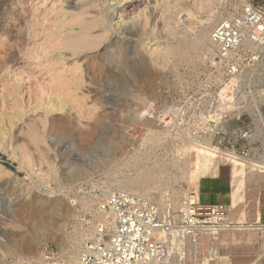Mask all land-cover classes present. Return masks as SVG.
Here are the masks:
<instances>
[{
  "label": "rangeland",
  "instance_id": "374dc122",
  "mask_svg": "<svg viewBox=\"0 0 264 264\" xmlns=\"http://www.w3.org/2000/svg\"><path fill=\"white\" fill-rule=\"evenodd\" d=\"M54 1L47 0L43 9L39 0H0V264H68V249L63 250L67 238L81 231L82 242L75 244L80 251L99 219L95 197L107 190H122L124 185L127 188L144 172L153 175L147 196L162 205L181 203L188 193L200 197V182L205 177H226L232 187L254 181L249 184L258 187L243 161L202 147L207 140L223 150L230 147L241 121L252 124L247 111L237 116L239 110L253 103L264 89L263 50L238 51L220 64L208 49L212 29L240 19L245 0H204L205 4L203 0L200 4V0H143L117 9L120 0ZM251 1L264 12V0ZM25 4L31 10H24ZM119 12L124 13V21L129 20L120 21ZM58 16L65 18L72 38L83 31L91 36L98 33L96 45L78 50L61 45L59 39L67 37L57 27L53 29ZM74 16L80 21L72 23ZM166 24L173 30H167ZM47 34L53 35V47L42 43ZM149 37L158 43L140 48L139 42ZM152 46L168 52L161 54ZM58 53L67 57L66 71L78 67V76L84 78L82 87L67 88L70 93L63 96L80 93L76 97L85 101L79 99L84 104H78L77 109L83 107L80 112L70 101L63 110L48 111L46 107L58 104L60 98L57 103L50 88L45 89L49 94L38 90V83L28 74L34 66L39 67L37 73L56 67ZM18 67L22 69L17 71ZM11 113L22 117L14 126L8 120ZM31 132L39 134L40 140L36 142ZM21 145L27 150H21ZM185 163L183 178L180 172ZM127 190L144 193L140 187ZM217 236L218 241L209 238L214 247H207L210 255H204L200 264H264V231L231 229ZM213 248L219 259L211 255Z\"/></svg>",
  "mask_w": 264,
  "mask_h": 264
},
{
  "label": "built area",
  "instance_id": "2783aa9c",
  "mask_svg": "<svg viewBox=\"0 0 264 264\" xmlns=\"http://www.w3.org/2000/svg\"><path fill=\"white\" fill-rule=\"evenodd\" d=\"M252 5L258 15L245 6L240 19L221 22L215 29L212 38L221 45L215 63L254 50L251 43H264V12ZM241 122L234 143L225 150L255 162L253 171L264 175V134L253 119L252 124ZM195 194L184 197L178 207L122 190L102 192L95 197L101 198L95 211L99 219L80 247V264H200L210 255L207 247H214L212 228L229 211L223 204H203Z\"/></svg>",
  "mask_w": 264,
  "mask_h": 264
},
{
  "label": "bare ground",
  "instance_id": "6f19581e",
  "mask_svg": "<svg viewBox=\"0 0 264 264\" xmlns=\"http://www.w3.org/2000/svg\"><path fill=\"white\" fill-rule=\"evenodd\" d=\"M30 2L32 1V0H29ZM34 1V0H33ZM43 1V2H42ZM54 1V0H53ZM58 1V0H57ZM77 1V0H76ZM76 1H75V3H76ZM79 1V0H78ZM157 1V0H156ZM162 1V0H161ZM166 1H168V0H166ZM199 1V0H198ZM204 1V0H203ZM207 1V0H206ZM28 2V1H27ZM26 2V3H27ZM29 2V3H30ZM55 2V1H54ZM80 2V1H79ZM120 2H121V4H117V6H116V8L115 9H117L118 7H122V5H124L125 3H128V4H131V3H135V2H137V3H139V2H143V0H120ZM157 2H159V1H157ZM156 2V3H157ZM245 3V5H246V7H247V10H249V11H251V10H253L254 12L253 13H255L256 15H258V12L253 8V5H252V3L249 1V0H245L244 1ZM47 3V0H39V4H40V7H42L43 9L46 7L45 6V4ZM111 3V2H110ZM114 3V2H113ZM116 3V2H115ZM201 3V0H200V2H199V4ZM205 3H207V2H205L204 1V4ZM33 4V3H32ZM37 4H38V2H37ZM50 4H52V3H50ZM136 4V3H135ZM140 4V3H139ZM167 4V3H166ZM171 4V3H170ZM169 4V5H170ZM197 5V6H199L200 8L199 9H201V7L202 6H200V5ZM16 5V4H15ZM35 5V4H34ZM53 5H55L54 3H53ZM115 5V4H114ZM152 5H153V7H154V4L152 3ZM162 4H160V6H161ZM30 5H26L25 4V6H23V9L24 10H27L28 11V9L29 10H31V7H29ZM157 6V5H156ZM158 6H159V4H158ZM162 6H164V5H162ZM162 6H161V8H162ZM176 6H178V5H176ZM38 7V6H37ZM48 7V6H47ZM68 7V6H67ZM134 7V6H133ZM60 8V7H59ZM135 8V7H134ZM138 8V7H137ZM150 8H151V6H150ZM155 8H158V7H155ZM205 8H206V5H205ZM58 9V8H57ZM127 9V8H126ZM130 9V8H129ZM132 9V8H131ZM174 9V8H173ZM38 10H39V8H38ZM65 10V9H64ZM128 10V9H127ZM139 10V9H138ZM26 11V12H27ZM45 11V10H44ZM62 11V10H61ZM79 11H81V10H79ZM120 11V10H119ZM129 11V10H128ZM189 11V10H188ZM188 11H186V13L188 12ZM31 12V11H30ZM29 12V13H30ZM34 12V11H33ZM40 12V11H39ZM118 12V11H117ZM137 12H139V11H137ZM29 13H27L28 15H29ZM60 13H62V12H60ZM90 13V12H89ZM89 13H87V14H89ZM95 13V12H94ZM120 13V12H119ZM125 13H127V12H125ZM131 13H132V11H131ZM171 13V12H170ZM23 14H25V12L23 13ZM31 14V13H30ZM33 14V13H32ZM39 14V13H38ZM40 14H42V15H44L43 14V12L42 13H40ZM47 14V13H46ZM50 14V13H49ZM57 14V13H56ZM63 14V13H62ZM64 14H67V13H65L64 12ZM117 14V13H116ZM115 14V15H116ZM161 14V13H160ZM188 14V13H187ZM190 14H191V11H190ZM34 15V14H33ZM84 15V14H83ZM91 15V14H90ZM93 15V14H92ZM95 15V14H94ZM93 15V16H94ZM133 15V14H132ZM135 15H137V14H135ZM45 16H47V15H45ZM50 16V15H49ZM53 16V15H52ZM55 16V15H54ZM63 16V15H62ZM99 16V15H98ZM117 16V15H116ZM127 16H129V15H127ZM158 16V15H157ZM56 17H57V15H56ZM55 17V18H56ZM59 18L57 19V21H55V23H56V26H54L53 27V29H55L56 30V27H57V29H59L57 32H59L60 34H61V36H63V37H67V38H64V39H59V42H60V44L61 45H63V46H68V47H71V48H74V49H81V48H83V49H85V47H90V46H92L93 44L94 45H96L94 42H95V40H98V33H96L97 34V36L95 35V36H91L90 34H89V32H86V31H83V33L81 34V35H79L77 38H72V35H70L68 32H67V30H66V25L64 24L66 21H65V18L64 17H62L61 18V16H58ZM66 17V16H65ZM75 17V16H74ZM73 17V18H74ZM78 17L81 19V16H79L78 15ZM78 17H75L73 20H72V23H76V22H79L80 21V19L78 18ZM118 17H119V20L121 21V19H123V22H125V21H127V20H129V17L127 18V20H126V18H125V21H124V17H125V15H124V13H120V14H118ZM145 17V16H144ZM164 17V16H163ZM26 18V17H25ZM30 18H33L32 16H30ZM30 18H28V19H30ZM49 18V17H48ZM53 18V17H52ZM51 18V19H52ZM55 18H53V19H55ZM61 18V19H60ZM134 18V17H133ZM28 19H26V20H28ZM44 19H45V17H44ZM51 19H49V20H51ZM84 19H87V18H84ZM83 19V20H84ZM162 19V18H161ZM160 19V20H161ZM181 19V18H180ZM183 19V18H182ZM30 20H32V19H30ZM47 20V19H46ZM56 20V19H55ZM79 20V21H78ZM117 20V19H116ZM142 20V19H141ZM144 20V19H143ZM36 21V20H35ZM38 21V20H37ZM37 21H36V23H37ZM41 21H42V18H41ZM68 21V20H67ZM71 21V20H70ZM145 21H147V20H145ZM27 22V21H26ZM30 22V21H29ZM29 22H28V24H29ZM47 22V21H46ZM82 22V21H81ZM137 22V21H136ZM43 23H44V20H43ZM42 23V24H43ZM54 23V24H55ZM118 23H120L119 21H118ZM146 23H148V22H146ZM16 24H18V21H17V23ZM25 24V23H24ZM48 24V23H47ZM47 24H45V26L47 25ZM112 24V23H111ZM145 24V23H144ZM19 25H20V23H19ZM18 25V26H19ZM26 25V24H25ZM25 25H24V27H25ZM91 25V24H90ZM116 25V24H115ZM146 25V24H145ZM219 25V24H218ZM218 25H216V27H214L213 29H212V32L210 33V35H209V38H208V49L209 50H211V52H212V55L213 56H215V55H217V57H219V56H221V55H219V53H220V51L218 50L220 47H221V45L214 39L213 40V33H214V31H215V29L218 27ZM27 26V25H26ZM51 26V25H50ZM50 26H48V28L50 27ZM23 27V28H24ZM28 27V26H27ZM32 27V26H31ZM47 27V26H46ZM92 27H94V26H92ZM91 27V28H92ZM97 27V26H96ZM26 28V27H25ZM24 28V29H25ZM51 28H52V26H51ZM165 28L167 29V30H169V31H172L173 30V28H172V26H170V25H168V24H166L165 25ZM264 28V27H263ZM24 29H23V31H24ZM28 29V28H27ZM26 29V30H27ZM30 29H32V28H30ZM42 29V28H41ZM44 29V28H43ZM43 29H42V31H43ZM25 30V31H26ZM33 30V29H32ZM50 30V29H49ZM92 30H94V29H92ZM102 30V29H101ZM28 31V30H27ZM48 31V30H47ZM69 31V30H68ZM106 31H107V29H106ZM176 31V30H175ZM22 32V31H21ZM52 32V31H51ZM98 32V31H97ZM154 32V31H153ZM256 32V31H255ZM25 33H27V32H25ZM45 33V32H44ZM71 33V32H70ZM101 33V32H100ZM103 33H104V31H103ZM103 33H101L102 35H103ZM257 34H259V35H261L260 34V32L259 31H257L256 32ZM46 34V33H45ZM54 34H56V33H54ZM94 34H95V32H94ZM93 34V35H94ZM100 34V35H101ZM28 35V34H27ZM36 36V35H35ZM68 36H71V38L69 39L68 38ZM153 36V35H152ZM23 37H25V36H23ZM37 37V36H36ZM144 37V36H143ZM35 38V37H34ZM43 38H45V37H43ZM55 38H57L56 36H55ZM100 39V38H99ZM104 39V38H103ZM107 39V38H106ZM24 40V39H23ZM54 40V38H53V35H51V34H47V37L42 41V39H41V41H42V43L43 42H45V41H47L48 42V44H50L51 43V46L53 47V45H52V41ZM105 40V39H104ZM20 41V40H19ZM27 41V40H26ZM30 41H31V39H30ZM34 41V40H33ZM182 41V40H181ZM37 42V41H36ZM54 42H55V40H54ZM58 42V43H59ZM185 42V41H184ZM41 43V42H40ZM157 44L158 43V41L155 39V38H151L150 39V37L149 38H147V39H144V40H142V41H140L139 42V47L140 48H144V47H148L149 45H152V44ZM206 44H207V41L205 42ZM33 44V43H32ZM32 44H30V45H32ZM37 44V43H36ZM39 44V43H38ZM105 44V43H104ZM185 44V43H184ZM21 45V44H20ZM23 45V44H22ZM25 45H27V44H25ZM54 45H56V44H54ZM159 45V44H158ZM162 45V44H161ZM180 45H181V43H180ZM187 45V44H186ZM250 45H252V48L254 49V50H256V51H259V50H263L264 51V43H259V44H253V43H251ZM23 47H24V45H23ZM61 47V46H60ZM102 47V46H101ZM153 48H154V46H152ZM176 47V46H175ZM185 47V46H184ZM18 48H20V47H18ZM22 48V47H21ZM160 48V47H159ZM182 48V47H181ZM181 48H178L177 47V49H181ZM188 48V47H187ZM33 49H35V47L33 48ZM39 49H41V48H39ZM45 49V48H44ZM51 49V48H50ZM63 49V48H62ZM73 49V50H74ZM82 49V50H83ZM93 49V48H92ZM146 49V48H145ZM150 49V48H149ZM156 51H160L161 52V54H167V52H168V49L167 50H163L162 51V49L161 50H157V48H154ZM189 49V48H188ZM187 49V50H188ZM20 50H23V49H20ZM25 50V49H24ZM47 50H49V48H47ZM174 51H175V49H173ZM173 50H172V52H173ZM184 50V49H183ZM186 50V51H187ZM193 50V49H192ZM204 50V49H203ZM153 51V50H152ZM178 51V50H177ZM176 51V52H177ZM181 51V50H180ZM28 52V51H27ZM36 52H38V51H36ZM185 51H182V53H184ZM191 52V51H190ZM189 52V53H190ZM210 52V53H211ZM29 53V52H28ZM46 53V52H45ZM147 53V52H146ZM175 53V52H174ZM178 53V52H177ZM7 54H8V52H7ZM23 54H26V53H23ZM30 54V53H29ZM43 54V53H42ZM59 55L55 58V60L54 59H52V60H54L55 61V64H56V67H50L49 69H47V72H38L37 73V69H39V67H37V66H34L33 67V69H32V72H31V70L29 71L28 70V72H31V73H28V74H31V80H32V82L33 81H35L36 80V82L38 83L37 85H39V87H40V89H39V87H38V90H44L46 93H48L49 94V92L47 91V90H45V89H52V90H50L53 94H55L54 96V98L56 99V98H60L59 99V103H58V101H57V99H56V101H57V103L58 104H55V105H51V106H48V107H46V109L48 110V111H50V110H53L54 109V107L55 108H60V107H62V106H64V107H66L65 105H66V103L68 102V101H70V103H71V105H72V108L73 109H77V107H78V104L79 105H84L83 103L81 104V103H79L80 102V100L81 101H84V100H82V99H78V97H80V93L78 94V95H76V96H78V97H76V96H74V95H71V98L69 99V100H67V98H69V96L70 95H68V97H63V96H65V95H67V93L69 94L70 93V91H71V88L74 86H81L83 83V79L82 78H80L79 76H78V70H79V68L77 67V65L75 66V67H77L75 70L74 69H72V70H74V71H69L71 68H70V66H69V70L68 71H66V61H67V57L65 56V55H63L62 53H58ZM65 54V53H64ZM150 55H152V53H149ZM36 55H38V53L36 54ZM72 55H74V54H72ZM101 55V54H100ZM180 55V54H179ZM185 55V54H184ZM187 55H189V54H187ZM21 56V55H20ZM23 56H25V55H23ZM30 56H31V54H30ZM43 56V55H42ZM48 56V55H47ZM70 56V55H69ZM88 56V55H87ZM180 56H183V55H180ZM22 57V56H21ZM214 58H216V57H214ZM156 59V58H155ZM182 59H183V57H182ZM189 59H190V57H189ZM189 59H187L186 58V60H189ZM22 60V59H21ZM46 60V59H45ZM50 60V59H49ZM48 60V61H49ZM180 60V59H179ZM51 61V60H50ZM53 62V61H52ZM155 62V61H154ZM36 63V62H35ZM42 63V62H41ZM47 63H49V62H47ZM40 64V63H39ZM21 65V64H20ZM23 65H25V64H23ZM35 65H37V63L35 64ZM47 65V64H46ZM17 66V65H16ZM33 66V65H32ZM31 66V67H32ZM39 66V65H38ZM40 66H42V64H40ZM48 66V65H47ZM14 68H15V66H14ZM73 68V67H72ZM256 68V67H255ZM255 68H253L252 69V71H255ZM20 69H22V67L21 68H17V71H19ZM35 69V70H34ZM46 69V68H45ZM68 69V68H67ZM23 71V70H22ZM22 71H21V73H22ZM93 71V70H92ZM94 72V71H93ZM92 72V73H93ZM45 73H46V75H45ZM96 73V72H95ZM107 73V72H106ZM24 74V73H23ZM23 74H21V75H23ZM24 75H26V74H24ZM83 76V75H82ZM87 76V75H86ZM19 77V76H18ZM235 77V76H234ZM27 78V77H26ZM22 80V79H21ZM28 80V79H27ZM86 80V79H85ZM19 82H20V80H19ZM24 82H26V80L24 81ZM36 82H34V83H36ZM90 82V81H89ZM31 85V84H30ZM26 87H27V85H26ZM29 87V86H28ZM35 87V86H34ZM82 87V86H81ZM4 89H6L5 87H3ZM37 88V87H36ZM35 88V89H36ZM67 88H70V91L68 92V90L69 89H67ZM1 89H2V87H1ZM8 89H9V87H8ZM53 89H54V91H53ZM29 90V89H28ZM32 90H34L33 89V86H32ZM37 90V91H38ZM1 91H3L4 92V90H1ZM25 91V90H24ZM36 91V90H35ZM66 91V92H65ZM76 91H78L77 89H76ZM22 92H23V90H22ZM33 92V91H32ZM41 92V91H40ZM45 92H42L41 93V95H43ZM75 92V91H74ZM34 93L35 92H33L32 94L34 95ZM45 93V94H46ZM259 94H258V98L256 97V99L253 101V103H251V104H249L245 109H240L239 110V112H238V114H237V116L239 117L241 114H242V112L243 111H247L249 114H250V116H251V118L254 120V122H258V127H259V130H261V132H262V134H264V113H263V110H262V105L264 104V89H262V90H260L259 92H258ZM5 94H6V92H5ZM53 94L51 95V96H53ZM88 95V94H87ZM44 96V95H43ZM42 96V97H43ZM49 96V95H48ZM57 96V97H56ZM84 96V95H83ZM82 96V97H83ZM8 97H11V96H9V93H8ZM32 97H35V96H32ZM88 97V96H87ZM14 98V97H13ZM29 98H31V97H29ZM29 98H28V100L27 101H29ZM44 98V97H43ZM91 98V97H90ZM17 99V98H16ZM35 99V98H34ZM37 99V98H36ZM40 99V98H39ZM84 99H85V97H84ZM19 100V99H18ZM32 100V99H31ZM31 100H30V103H31ZM19 101H21V100H19ZM36 101V100H35ZM49 102V101H48ZM55 102V101H54ZM16 103V102H15ZM38 103V102H37ZM40 103V102H39ZM56 103V102H55ZM84 103H85V101H84ZM29 104V103H28ZM35 104V103H34ZM46 104H47V101H46ZM51 104V103H50ZM96 104V103H95ZM2 105V104H1ZM9 105H12V103L11 104H9ZM17 105V104H16ZM32 105H33V103H32ZM35 106V105H34ZM40 106H42V105H40ZM87 106V105H86ZM246 106V105H245ZM81 107V106H80ZM78 108L76 111H82V109H83V107L82 108ZM8 108H10V106L8 107ZM20 108V107H19ZM29 108V107H28ZM33 108H35V107H33ZM87 108H88V106H87ZM37 109V108H36ZM61 110H63V109H65V108H60ZM80 109V110H79ZM85 109V108H84ZM32 110H35V109H32ZM87 110V109H86ZM10 111V110H9ZM19 111H20V109H19ZM59 112H60V110H58ZM89 111V110H88ZM87 111V112H88ZM22 112V111H21ZM57 112V111H56ZM10 113V112H9ZM17 113V112H16ZM27 113H28V111H27ZM35 113L36 112H34V115H35ZM82 113V112H81ZM80 113V115L82 116V114ZM76 114H77V112H76ZM85 114V113H84ZM47 115V114H46ZM79 115V114H78ZM77 115V116H78ZM31 116V115H30ZM36 116V115H35ZM35 116H33V117H35ZM86 116V115H85ZM0 117H2L1 115H0ZM39 117V116H38ZM54 117V116H53ZM72 117V116H71ZM241 117V116H240ZM239 117V118H240ZM4 118V117H3ZM2 118V119H3ZM8 118H9V115H8ZM32 118V117H31ZM30 118V119H31ZM39 118H41V117H39ZM82 118H84L85 119V117L83 116ZM89 118V117H88ZM87 118V119H88ZM7 119V118H6ZM22 119V117H21V115H20V117H18V116H16V115H12V113H11V117L8 119L9 120V123L12 125V126H14L19 120H21ZM29 119V118H28ZM27 119V120H28ZM100 119V118H99ZM5 120V119H4ZM7 120V121H8ZM44 120V119H43ZM81 120V119H80ZM59 121V120H58ZM2 123V122H1ZM7 123V122H6ZM19 123V122H18ZM58 123V122H57ZM62 123V122H61ZM61 123L59 124V125H61ZM83 123V122H82ZM26 124V123H25ZM5 125V124H4ZM59 125H57V126H59ZM91 125V124H90ZM6 126V125H5ZM85 126V125H84ZM0 127H1V124H0ZM10 127V126H9ZM20 127H22V126H20ZM29 127V126H28ZM39 127V126H38ZM43 127H45V126H43ZM62 128L61 129H63V127H65V126H61ZM60 128V127H59ZM59 128H58V130H59ZM91 128V127H90ZM0 129H2V128H0ZM25 129V128H24ZM65 129V128H64ZM67 129V128H66ZM85 129V128H84ZM21 131H23L22 130V128L20 129ZM28 130V129H27ZM26 130V131H27ZM42 131H43V128L41 129ZM57 130V131H58ZM5 131V130H4ZM3 131V132H4ZM31 131V130H30ZM20 132V131H19ZM22 133V132H21ZM26 133V132H25ZM31 133H33V132H31ZM86 133V132H85ZM26 134H28V132L26 133ZM34 134V133H33ZM42 135V134H41ZM24 136V135H23ZM82 137V136H81ZM30 138V137H29ZM33 138H34V140L37 142V141H39L40 140V135L39 134H34V136H33ZM85 138V137H84ZM88 138V137H87ZM86 138V139H87ZM214 138V137H213ZM2 139H3V137H2ZM31 139V138H30ZM82 139V138H81ZM22 140V139H21ZM25 140V139H24ZM27 140V139H26ZM213 140V139H212ZM11 141V140H10ZM206 141V140H205ZM32 142V141H31ZM35 142V143H36ZM40 142H43L42 140L40 141ZM2 143V142H1ZM23 143V142H22ZM33 143V142H32ZM90 143V142H89ZM9 144H10V142H9ZM20 144H21V142L19 143V145L18 146H20ZM23 144H25V142L23 143ZM38 144V143H37ZM26 145V147L28 146L27 144H25ZM40 144H38V146H39ZM41 146V145H40ZM216 146V145H215ZM9 147H10V145H9ZM16 147V146H15ZM202 147H204V148H207V149H211V150H213V151H215V152H218V153H220V154H223V155H226V156H229V157H231V158H233V159H238V160H241V161H243L248 167H249V175H250V177H252V179L254 180L255 178H256V180L258 181V179H259V176L261 175V174H259V172L258 171H253V166H254V164H255V162H253V161H249L248 159H244V158H241L240 156H238L234 151H232V150H230V151H227V150H223V149H221V148H218V147H220V146H218V147H214L213 145H212V143H211V141H208L207 140V142H204L203 144H202ZM23 147H22V145H21V150H23V151H26L25 150V148L24 149H22ZM40 148V147H39ZM18 149H19V147H18ZM30 152V151H29ZM19 153H21L20 151H19ZM24 154H25V152H24ZM42 155H43V153H41ZM24 156V155H23ZM29 156V155H28ZM189 156V155H188ZM23 160V159H22ZM23 163H24V161H22ZM40 162V161H39ZM30 163H31V159H30ZM29 163V164H30ZM188 163H189V161H188ZM28 164V165H29ZM189 168V167H188ZM8 169H7V167H6V171H7ZM255 170V169H254ZM0 171H2V170H0ZM5 171V172H6ZM4 172V171H3ZM4 172V173H5ZM189 172V171H188ZM7 173V172H6ZM181 175H182V177L183 178H185L186 177V173H187V164L185 163V165H184V168H181ZM0 174L2 175V173L0 172ZM81 174V173H80ZM158 174V173H157ZM157 174H155V175H157ZM141 175V174H140ZM152 179H153V175L152 174H150V173H148V172H144L143 174H142V176L138 179H136L135 181H131V182H129V185H128V187L127 188H125L124 186H123V188L124 189H122L123 191L125 190V191H128L127 189L128 188H131V187H140V188H143V190H144V193H139V195L140 196H143V197H148L147 195H148V192L150 191L149 190V188L151 187L150 185H151V182H152ZM188 179H189V177H188ZM187 179V180H188ZM158 184V183H157ZM1 189V188H0ZM129 190H131V189H129ZM140 192V191H139ZM133 193V192H132ZM150 193V192H149ZM50 196H49V198H52L53 197V192H50V194H49ZM190 194L188 193V194H186V197L187 196H189ZM156 196V195H155ZM196 196V195H195ZM175 197V196H174ZM197 197V196H196ZM162 198V197H161ZM97 200L96 201H100L101 199H99V198H96ZM180 199V198H179ZM81 200V199H80ZM163 200V199H162ZM82 201V200H81ZM75 202H77V201H74V203ZM182 202V201H181ZM175 205H178V204H180V205H178V207H181V205H182V203H180V201L178 202V203H176L175 201L173 202ZM81 205V204H80ZM227 208V210H228V207H226ZM58 212V211H57ZM47 213V212H46ZM221 225H219V226H215L214 228H212V232H211V234L212 235H214L213 237H214V240L215 241H218L220 238L217 236V235H219V233L220 232H223V231H228V230H230V229H256V230H259V231H264V224H259V225H255V224H251V225H234V224H232L231 222H230V220H229V217L227 216V217H225L223 220H221ZM60 227V226H59ZM58 227V228H59ZM77 228H78V226H77ZM221 230V231H220ZM77 231V230H76ZM79 231V230H78ZM78 233V232H77ZM76 232H75V235L70 239V240H68V238H67V245L68 246H65L64 248H63V250H65L66 249V247H67V249H68V261H67V263L68 264H80V258H79V247H76V241L77 240H79V239H81V237H83V233L81 234V231H80V233H78L77 234ZM85 237V236H84ZM87 237V236H86ZM85 239V238H84ZM83 240V239H82ZM80 241V240H79ZM82 241H80V243H81ZM78 243V242H77ZM73 244V245H72ZM216 250V248H213V251L211 252V255H214V256H217V259H219L220 257H218V252L217 251H215ZM204 264H208L207 263V261H205V263Z\"/></svg>",
  "mask_w": 264,
  "mask_h": 264
},
{
  "label": "crops",
  "instance_id": "0c3cea01",
  "mask_svg": "<svg viewBox=\"0 0 264 264\" xmlns=\"http://www.w3.org/2000/svg\"><path fill=\"white\" fill-rule=\"evenodd\" d=\"M249 183L254 181L232 187L226 177H205L200 182V200L206 205L229 207L228 217L234 225L264 224V175L259 176L258 187Z\"/></svg>",
  "mask_w": 264,
  "mask_h": 264
}]
</instances>
